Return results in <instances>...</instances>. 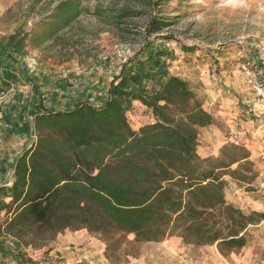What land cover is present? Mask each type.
<instances>
[{
	"label": "trees",
	"instance_id": "16d2710c",
	"mask_svg": "<svg viewBox=\"0 0 264 264\" xmlns=\"http://www.w3.org/2000/svg\"><path fill=\"white\" fill-rule=\"evenodd\" d=\"M50 2L54 6L34 25L28 44L59 63L94 60L95 38L123 31L125 17L137 14L128 3L88 8L82 0ZM82 17L93 20L94 27L82 25ZM162 24L154 16L146 29L154 32ZM155 55L141 51L138 59L129 58L100 105L82 102L55 110L40 105L32 114L36 138L16 157L10 185L0 184V238L36 248L65 230L84 229L99 236L107 259L127 245L168 236L184 244L215 245L223 256L248 247L249 228L264 225V212L228 203L223 176L250 186L259 178L252 154L232 143L220 146L219 155L199 154L201 129L215 118L176 74L168 73L158 89H132L140 78L129 74L132 66H143L145 59L155 64ZM0 56V63L14 61L2 49ZM131 100L145 108L147 117L135 126L127 113ZM13 254L23 261L24 253Z\"/></svg>",
	"mask_w": 264,
	"mask_h": 264
},
{
	"label": "rangeland",
	"instance_id": "374dc122",
	"mask_svg": "<svg viewBox=\"0 0 264 264\" xmlns=\"http://www.w3.org/2000/svg\"><path fill=\"white\" fill-rule=\"evenodd\" d=\"M141 1L143 0H82V7L88 8L95 5L121 7L128 3L137 14L125 17L127 26L123 31L101 32L93 42L98 45L97 57L79 64L76 59L56 63V59L48 57V52L28 44L30 31L39 19L48 14L56 1L0 0V46L14 57L13 63L17 68L22 67L24 76L31 79L35 75L33 71L38 70L44 72V77L48 80L53 79L56 90L52 101L54 105L64 108H73L82 102L102 104L107 98L111 81L121 72L123 64L129 58L138 59L137 54L141 51L156 54L155 64L154 60L145 59L143 66H132L129 74L140 77L137 82L131 83L132 89L148 91L153 88V82L162 81L168 73L184 79L204 108L215 118V131L211 134L213 139L207 137L202 144L205 152L208 150L211 153L225 143H230L227 135L231 128L247 129V144L257 142V147L253 148L252 161L259 178L247 188L243 186L239 192L234 193L225 187V199L245 212H264V191L259 190L264 169L260 168L255 156L263 137L264 105L254 97L241 68L245 65L257 74L264 70V0H170L158 7L150 4L152 0H145L149 4H142ZM154 16H159L163 24L158 30L148 32L146 26ZM81 21L82 25L89 26L91 23V28L95 25L89 18L82 17ZM53 61L54 66L51 65ZM6 66L7 64L0 63V67ZM72 91L74 94L71 95ZM44 94L46 95L45 92ZM46 96L39 97L48 104L51 99ZM130 109L128 115L133 126L139 123V116L147 120L145 109L142 111L137 105ZM33 135L34 132L23 140L21 137H9L6 131L0 132V161L4 147L10 145L12 148L8 155L5 152L6 158H11L22 147L26 148L25 144L30 139L27 147L31 145ZM216 155H219L218 151ZM220 158L223 159L224 156ZM234 167L235 165L232 166ZM247 194L255 201H250ZM234 196L237 198L231 200ZM249 233L251 237L248 247L226 256L219 254L215 245L184 244L179 238V248L186 247L182 253L161 254L159 248L150 246L159 242L147 243L149 246L141 243L133 247L125 246L112 259L98 256L93 260L97 264L105 261L111 264H130L141 256L152 258L161 254L155 259L159 261L157 264H244L245 260L264 264V225L250 227ZM169 237L172 236L165 239ZM132 238L133 235L128 236L129 240ZM16 243L10 238L0 239V244L7 250L10 249L8 251L14 260L17 259L13 253H24L23 261L17 260L18 264H75L71 259L68 260L71 256L54 258L48 255L53 241L43 247L28 248L27 251L21 250ZM65 251H70L67 244ZM33 252L37 253V257L30 256ZM125 252L129 254L126 255Z\"/></svg>",
	"mask_w": 264,
	"mask_h": 264
},
{
	"label": "crops",
	"instance_id": "0c3cea01",
	"mask_svg": "<svg viewBox=\"0 0 264 264\" xmlns=\"http://www.w3.org/2000/svg\"><path fill=\"white\" fill-rule=\"evenodd\" d=\"M3 50V47H0V50ZM5 52V51H4ZM7 52V51H6ZM1 57V56H0ZM56 61V60H55ZM52 62V66L53 63ZM1 62V58H0ZM58 63V61H56ZM7 64L6 67H0V132L6 131L9 135V137L13 138H22L23 140L28 139L32 133H33V124H32V114L34 112H37L41 110L40 105H43L44 108L48 110H55V109H70V108H64L63 106L54 105L53 99L54 96H52L56 88H54L53 83L54 80L51 79L48 80V78L44 77V72L41 71H33L35 74L34 76H31L29 79L27 76H24V72L22 70V67L17 68L16 64L13 62H5ZM2 66V65H1ZM166 77L163 78L162 81L153 82V88L158 89L164 82ZM46 93V95L44 94ZM50 93V95H49ZM74 94V91L71 92V95ZM40 97L46 96L47 99H51L48 101V104L45 103V100H41ZM41 103V104H40ZM129 110H127V113H130V108L133 107V105H137L139 109L144 111V107L141 106L136 100L130 101ZM146 112V111H145ZM136 119V117H134ZM140 121H144L145 119L141 118L139 116ZM139 121V122H140ZM138 125V124H137ZM213 125H208L201 129L200 133V145L198 147V152L200 155L206 157L208 155L217 154V149L215 151H211V153H208V150L205 152L203 148V143L205 142L206 138H212L211 134L215 131L213 128ZM264 129V128H263ZM264 131L261 135H263ZM13 141V140H10ZM31 142V139L25 144L27 147ZM253 145H247L246 148L249 149L251 154L253 155V151L255 147H257V142H251ZM260 143V148L262 147V142ZM256 144V145H255ZM255 146V147H254ZM25 147H22L20 150L14 153L13 157L9 158L6 156L9 154L12 150L10 145L8 147H4V151L2 153V158L0 161V184L1 185H10L11 183V177H12V167L14 164V161L16 157L21 153V151ZM259 148V149H260ZM257 149V150H259ZM256 150V151H257ZM7 152V155L5 154ZM13 154V153H12ZM253 158V157H252ZM11 160V161H10ZM253 160V159H252ZM11 162V163H10ZM223 180L225 181L226 189L233 190V192H239L244 187L239 182L231 179L229 176H223ZM247 198L250 201H255V199L249 194H247ZM234 198H237L236 196L233 197L231 200H235ZM237 200V199H236ZM232 202V201H230ZM4 212L3 210L0 211V219L3 218ZM9 237H3L0 239H6ZM11 239V238H10ZM13 240V239H12ZM16 242V241H15ZM19 248L23 251H27L28 248L23 247L18 242L16 243ZM65 244H67V248L70 251H65ZM180 240L176 237H169L167 239H164L162 242H159V244H145L147 246H151L152 248H159L162 252L161 254H178L182 253L181 251H184L186 247L179 248ZM105 244L97 238V235L89 234L86 230L81 229L77 231H70L65 230L63 233H59L55 240L53 241V247L49 250L48 255L54 256V258H62L66 256H71L69 259H71V262H74L75 264L84 263L87 264L88 262L93 261V258L95 257H102L103 251H104ZM0 264H18L17 260H14L12 257V254L9 253L8 249L4 247L2 244H0ZM177 252V253H176ZM160 254V255H161ZM159 255V256H160ZM158 255L155 257L149 256H141L138 259H135L130 264H157L159 263ZM87 260H86V259ZM182 259V257H180ZM106 260V259H105ZM48 264V263H45ZM244 264H256V263H250L249 260H245Z\"/></svg>",
	"mask_w": 264,
	"mask_h": 264
},
{
	"label": "built area",
	"instance_id": "2783aa9c",
	"mask_svg": "<svg viewBox=\"0 0 264 264\" xmlns=\"http://www.w3.org/2000/svg\"><path fill=\"white\" fill-rule=\"evenodd\" d=\"M241 68L244 72L245 81L247 85L252 89L254 97L257 98L262 105H264V70H261V72L263 73L260 72L257 74V73H253V71L249 67H246L245 65H242ZM247 136H248L247 129L235 130L231 128L228 131L227 141L232 143L233 145L245 147L248 145ZM262 136L263 137L261 139V142L264 146V133ZM33 138L34 139L36 138L35 134L33 135ZM255 156L259 160L260 168L264 169V147L260 148ZM259 190L264 191V178H262L259 182ZM30 256L32 258H35L37 257V253L33 252ZM87 264H97V262L93 260L91 262H88ZM102 264H111V263L105 261V263Z\"/></svg>",
	"mask_w": 264,
	"mask_h": 264
}]
</instances>
